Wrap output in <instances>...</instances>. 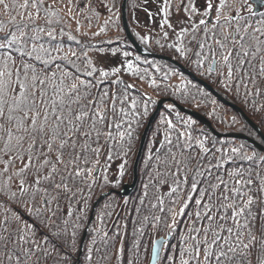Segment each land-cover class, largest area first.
<instances>
[{
    "label": "trees",
    "instance_id": "16d2710c",
    "mask_svg": "<svg viewBox=\"0 0 264 264\" xmlns=\"http://www.w3.org/2000/svg\"><path fill=\"white\" fill-rule=\"evenodd\" d=\"M6 2L11 5L12 0ZM142 2L144 0L135 2L128 0L127 3L129 27L136 41L150 53L171 58L211 86L223 99L238 106L264 135V79L257 78V84L253 85L248 82L246 76L242 84L237 76L226 80L216 72L209 74L206 69L211 63L210 59L204 62L203 67H198L195 62L198 59L196 53L200 51L198 41L203 39L204 31V26L201 25L198 31L193 32L194 27L199 25L202 19L195 15L200 13L197 11L193 13L189 9L185 11V4L178 6L171 0L170 8L173 12L171 16H175L174 18L177 16L182 22L178 29L177 23L169 22L171 26H166L168 28L161 33L150 24L137 21L136 11L142 12L140 10ZM231 2L232 0H229V3ZM122 4L123 0H44L40 11L37 23L46 31L37 43H43L45 47L52 49V55L56 60L51 66V71L59 73L55 67L59 64L60 69L72 72L79 80L90 82L93 86L89 89L91 92L89 99L94 100L107 92L104 107L107 110L108 122L103 130L110 131L114 139L109 140L105 135L101 136L98 145L93 144V147L100 149L98 156L95 153H88V163L81 161L80 165L83 169H91L90 174L85 172L82 177L76 178L75 183L70 184L73 191L76 189L80 191L72 197H68L67 194L60 197L59 208L52 217V224L61 226L59 237L53 235L56 231L54 227L44 226L43 217L38 219L34 215H29L19 200L12 201L0 193V221L5 214L11 216L12 212H16L22 220L35 226L36 234L33 239L42 249L36 253L37 257H42L39 264H150L154 243L159 238H167L168 235H171V239L165 245L159 264H180V253L192 244L190 239L186 241L185 238L190 234L196 235L191 233L193 226L203 228L207 225L206 219L201 217L198 221L195 214L202 211L197 201L201 199V194L208 184L216 183L217 176L229 181L230 172L243 170L244 178H247L249 172L252 173L253 187L259 188L257 173L264 176V153L244 140L216 138L199 121L180 112L172 103H166L149 130L138 166V183L129 196L121 194L123 185L133 182V166L141 138L160 99H171L182 107L201 114L221 134H243L263 144L260 135L238 112L201 83L182 72L178 66L140 55L125 34ZM48 6H54L58 15L46 14L43 8ZM237 7H240L239 0L234 4L232 15L236 14ZM31 11L35 15V9ZM167 11L170 12L169 9ZM225 12L227 13L228 9ZM261 12H264V9L260 10L256 17H250L248 23L258 26ZM132 13L136 15L134 18L136 22L132 20ZM241 15L249 17L246 10ZM163 17L167 19L164 13ZM0 19L5 21L9 19L2 6ZM46 20H51L52 23L47 24ZM214 23L212 20L208 27L211 28ZM8 27L12 28V25ZM137 28H140L138 34L135 33ZM182 29L188 31L180 38L179 33ZM49 30H54L55 39L47 36ZM193 35L196 37L195 40ZM181 44L186 49H191L186 57L177 51ZM30 46L29 43V48ZM57 48L60 49L59 52L56 51ZM13 55L19 65L21 59L19 53L13 52ZM104 55H118V58L124 56L126 58L124 67H117L120 71L111 74L116 67H105L95 60L96 57ZM202 55H208L207 49ZM65 56L67 59H64ZM216 58L219 59V56ZM69 61H74L75 67ZM35 63L37 68L43 69L40 62ZM128 63L133 65L132 71L128 70ZM93 68L95 71L88 76L87 72ZM226 71V68L220 69L221 73L226 74ZM102 72H108L109 75L104 77ZM225 84L228 87H225ZM113 104L115 112L112 111ZM226 114L236 121L235 127L228 126L232 121L225 120ZM189 121L191 123H188ZM115 124H119L120 127H115ZM239 125H242L243 129L239 128ZM121 132L125 134L123 139L119 135ZM169 139L172 141L171 144L168 143ZM197 140L203 142L209 149L207 154L200 148ZM214 146H219L220 150H216ZM233 148L240 151L233 153L231 151ZM172 154H175L177 161H182L179 168L171 160ZM244 155L252 156L253 160L244 159ZM217 163L220 164L219 168H210V165ZM95 167L99 169L98 178L101 175L102 177L108 175L113 180H107V184L102 183L105 186L100 185V180L97 183L92 182L91 174L93 175ZM111 169L112 172L108 171ZM116 171L118 175L115 174ZM193 183L196 184L195 190L192 189ZM174 188L177 191L173 192ZM222 188L223 186L221 190ZM12 191L18 192L15 178ZM107 193L109 195L97 205L93 224L89 227V218L95 202L101 195ZM253 195L264 200V195L260 193L254 192ZM183 204L184 208L180 209L183 213L176 225L173 223L176 216L174 212L177 207H183ZM52 207L55 209V203ZM261 208H264V203L258 207L254 206L253 210L259 214ZM6 209L10 211L6 213ZM64 220L69 222L67 233L63 232ZM97 224L101 226L109 224L106 228L109 229L108 238L107 233L101 230L94 232ZM88 227L87 238L81 249V240ZM73 231L74 237L71 236ZM200 235L202 236L203 232ZM257 235L259 236V232ZM45 237L47 243L44 242ZM43 250H47L49 254L45 256Z\"/></svg>",
    "mask_w": 264,
    "mask_h": 264
},
{
    "label": "snow or ice",
    "instance_id": "6c2138e0",
    "mask_svg": "<svg viewBox=\"0 0 264 264\" xmlns=\"http://www.w3.org/2000/svg\"><path fill=\"white\" fill-rule=\"evenodd\" d=\"M236 2L218 0L212 27H208L205 19L194 27L193 32H196L201 25L204 26L195 62L198 67H203L204 62L210 59L206 69L209 74L216 72L226 80L237 76L242 84L246 76L249 83L256 85L257 78L264 79V12L259 13L258 26H254L248 23V19L256 17L257 13L249 0H239L240 7L235 8L236 14L232 15ZM43 3L44 0H12L10 5L6 0H0V6L9 16L7 21L0 19V165H3L0 167V193L12 201L19 200L29 215L38 219L43 217L44 226L54 227L53 235L59 237L61 226L53 225L52 217L59 208L60 197L64 194L72 197L80 191H73L70 184L85 172L90 174L91 169H83L80 165L81 161L88 163V153L98 156L100 149L93 144L98 145L101 136L106 135L109 140L114 137L110 131L103 130L108 122L104 107L107 92L94 100L89 99V89L93 86L90 82L79 80L72 72L60 69L59 64L55 65L59 73L51 71L56 57L52 55V49L37 43L46 31L37 23ZM165 3L167 14V0ZM259 3L264 6V0H259ZM213 8L212 0H207L203 16L212 14ZM31 9H35V15ZM225 9H228L227 13ZM245 10L249 17L241 15ZM43 11L51 16L58 15L54 6L44 7ZM191 11H197L194 5ZM46 23L51 24L52 21L46 20ZM187 31L182 29L179 37L182 38ZM47 36L55 39L54 30L47 31ZM205 49L208 55H202ZM177 51L186 57L191 49L181 44ZM13 52L19 53V65ZM37 61L43 69L37 68ZM69 63L75 67L74 61ZM222 67L227 69L226 74L220 72ZM127 68L132 71L133 65L128 63ZM94 71L93 68L87 75L91 76ZM119 71L115 68L111 74ZM108 75V72H102V76ZM112 111L115 112L114 104ZM144 114H147L146 105ZM114 126L120 127L119 124ZM119 135L123 139L125 134L121 132ZM168 143L172 141L169 139ZM200 148L205 154L209 152L203 142H200ZM231 151L238 153L240 150L233 148ZM170 158L179 168L182 161H177L175 154ZM243 158L253 160L252 156L244 155ZM219 167V163L210 165V168ZM228 175L229 181L217 176L216 183H209L197 201L202 208L195 214L197 220L203 217L207 225L203 228L193 226L191 233L196 235L190 234L185 238L192 244L180 253V264H193V261L195 264H264V208L259 214L253 210L254 206L264 203L253 195L254 192L264 195V176L257 173L259 188H254L251 172L247 178H244L243 170ZM14 178L18 192L12 191ZM184 179L186 181L187 177ZM192 189H196L195 183ZM54 203L55 209L52 207ZM8 211L6 209V213ZM68 223L67 220L62 221L64 233L68 231ZM35 234V226L22 220L19 213L5 214L0 221V264H39L42 257H37L36 253L42 249L33 239ZM71 236H75L74 231ZM44 242L47 243V237ZM43 254L49 253L43 250ZM88 259H91V250Z\"/></svg>",
    "mask_w": 264,
    "mask_h": 264
},
{
    "label": "water",
    "instance_id": "95a60500",
    "mask_svg": "<svg viewBox=\"0 0 264 264\" xmlns=\"http://www.w3.org/2000/svg\"><path fill=\"white\" fill-rule=\"evenodd\" d=\"M127 1L128 0H123V4H122V22H123V28L126 32V36L128 38V40L130 41V43L133 45V47L135 48V50L142 56H147L150 58H157L160 60H164L167 62H170L176 66H178L180 68V70L182 72H184L185 74L189 75L193 80L201 83L203 86H205L209 91L213 92L221 101H223L226 105L231 106L236 112H238L242 118L260 135L263 144H259L256 141L250 139L249 137L243 135V134H221L219 132H217L211 125V123L201 114L195 112V111H191L188 110L184 107H182L181 105H179L177 102L171 100V99H160L156 105V109L154 111V113L152 114L151 118L148 121V124L143 132L142 138H141V142H140V146H139V150H138V154L134 163V169H133V182L131 184H127L124 186L123 188V194L124 196H128L136 187L137 183H138V166L141 160V156L146 144V140H147V136L149 133V130L152 126V124L154 123V121L156 120L159 112L161 111V109L163 108V106L166 103H172L180 112L188 114L190 116H192L194 119H196L197 121H199L201 124H203L204 126H206L209 131L216 137V138H221V137H225V138H233V139H238V140H244L247 141L248 143H250L251 145H253L255 148H257L260 152L264 153V135L261 133V131L259 130V128L246 116V114L236 105L226 101L225 99H223L216 91H214V89L207 85L205 82L201 81L199 78H197L195 75H193L190 71H188L186 68H184L183 66H181L179 63H177L176 61H173L171 58L165 57V56H161V55H157V54H153L150 53L149 51H147L145 48H143L133 37L129 26H128V22H127V16H126V7H127ZM252 4H254L255 6V11L256 13H258L264 6H261L259 3V0H251ZM211 21V19H210ZM105 197V196H103ZM99 198L98 201L95 202L94 206H93V210H92V214L90 217V222L93 219V213L97 207V205L99 204V202L102 200V198ZM89 222V223H90ZM86 238V232L84 234V237L82 239L81 242V248L83 247L84 241ZM170 236L167 237V239L165 238H159L158 240H156V242L154 243L153 249H152V255H151V260H150V264H158L161 258V254H162V249L164 247V244L166 242H168L170 240ZM157 241H159L160 243L157 244ZM79 262V259H78Z\"/></svg>",
    "mask_w": 264,
    "mask_h": 264
},
{
    "label": "rangeland",
    "instance_id": "374dc122",
    "mask_svg": "<svg viewBox=\"0 0 264 264\" xmlns=\"http://www.w3.org/2000/svg\"><path fill=\"white\" fill-rule=\"evenodd\" d=\"M133 2H135V0H132ZM175 1V3L176 4H178V6H181L182 4H185L186 5V7H185V9L187 8V9H189V10H191V6L192 5H194L195 6V8L197 9V12H199L200 14H197V15H195V17H199V18H202V19H205V20H207L208 22H210V19H211V21L213 20V21H215V11H216V7L215 6H217L218 5V0H212V3L214 4V8H213V11H212V14H210L209 16H203V12L205 11V9H206V7H207V0H173V2ZM145 2V3H144ZM144 2H142V7H141V11L142 12H137L136 11V13H137V17L138 18H136L137 19V21H140V22H143V23H145V24H150L151 26H153V27H155L156 28V30H158V31H160L161 33H163V31L166 29V28H168V27H166V26H168L169 25V22H173L174 24H176L177 23V25L178 26H176L177 27V29L180 27V24H181V20L176 16V18H174L175 16H171L172 15V10H171V8H170V2H171V0H167V9H169L170 10V12H168L167 11V14H165V7H166V3H165V0H144ZM127 3H128V1H127ZM249 3H251L252 4V2H251V0H249ZM83 6V5H82ZM253 6V8H255V6H254V4L252 5ZM233 7H234V5H233ZM225 10H227V9H225ZM135 12V11H134ZM163 13L166 15V17H167V19L166 18H164L163 17ZM178 13V12H177ZM179 14V13H178ZM180 15H182V14H180ZM126 16H127V7H126ZM133 16V17H132ZM131 17H132V20H134V18L136 17V15L134 14V13H132V15H131ZM199 18H196V19H199ZM165 21H167V22H165ZM127 22H128V16H127ZM134 22H136L135 20H134ZM184 22V21H183ZM122 24H123V22H122ZM128 26H129V22H128ZM129 29H130V27H129ZM125 31V30H124ZM131 31V30H130ZM139 31H140V28H137L136 30H135V33L136 34H138L139 33ZM138 32V33H137ZM131 33H132V31H131ZM125 34H126V32H125ZM133 35V34H132ZM134 37V36H133ZM136 40V39H135ZM118 55H112V56H109V55H104V56H101V57H99V58H97L96 57V59L95 60H97L102 66H105V67H109V68H117V67H120V68H122V67H124V65H125V61H126V58L124 57V56H121V58H118L117 57ZM97 63V62H96ZM189 76V75H188ZM223 98V97H222ZM162 110V109H161ZM192 117V116H191ZM225 120H227V121H232V124L231 125H228V126H233V127H235L236 125L235 124H237L236 123V121H234V120H232V118L230 117V115L229 114H226V116H225ZM239 128H242L243 129V127H242V125H239ZM226 134H229V133H226ZM221 138H223V137H221ZM225 138V137H224ZM219 139V138H218ZM250 139H252V138H250ZM252 140H254V139H252ZM255 141V140H254ZM196 142H198V143H200L201 141H196ZM214 148L216 149V150H220V147L219 146H214ZM263 153V152H262ZM133 169H134V166H133ZM98 171H99V169L97 168L96 169V167L93 169V171H92V173H93V175L91 174V181L92 182H95V183H97V181H101V183H100V185H102V186H105V185H103V184H107V180H113V178H109V176L108 175H106L105 177H102V175H101V177H99L98 178ZM108 171H113V169H111V170H108ZM109 173V172H108ZM95 174H97V176H95ZM115 174H119L118 173V171H116V173ZM108 176V177H107ZM114 178H115V175H114ZM133 178H134V176H133ZM91 182V183H92ZM103 183V184H102ZM125 185H127V184H125ZM125 185H123V188H124V186ZM122 188V189H123ZM123 191H121V193H122ZM107 195H109V193H107V194H103V195H101L100 196V198L101 197H103V196H107ZM123 196H124V194H122ZM129 196V195H128ZM104 199V197L102 198V200ZM99 200V199H98ZM101 200V201H102ZM100 201V202H101ZM99 202V203H100ZM97 208V207H96ZM184 208V204H183V207H177L176 208V210H175V214H176V216H175V223L174 224H176L177 225V221H178V219L179 218H181V216H182V213H183V211L181 210V212H180V209H183ZM93 210V209H92ZM95 211H96V209H95ZM95 211H94V213H93V219H92V221L90 222V218H89V227L90 226H92V224H93V221H94V214H95ZM91 214H92V211H91ZM91 214H90V217H91ZM109 226V224L108 225H104V226H101L100 224H97L95 227H94V232H95V230H96V232H99L100 230L103 232V233H107L108 231H109V229H106L107 227ZM111 226V225H110ZM89 227L87 228V230H86V238H87V232H88V229H89ZM105 228V229H104ZM110 228V227H109ZM154 229V227H152L151 228V230H153ZM106 231V232H105ZM110 236V235H109ZM168 236H170V238H171V235H168ZM167 236V237H168ZM83 237H84V235H83ZM83 237H82V239H83ZM106 237L108 238V233L106 234ZM86 238H85V240H86ZM165 239H167V238H165ZM170 241V240H169ZM168 241V242H169ZM81 242H82V240H81ZM168 242H166L165 244H164V247H163V249H162V252H163V250L165 249V245L168 243ZM84 243H85V241H84ZM83 246H84V244H83ZM154 246V245H153ZM80 247H81V244H80ZM83 248V247H82ZM81 248V249H82ZM153 249V248H152ZM151 255H152V253H151ZM162 254H161V258H160V261L159 262H161V260H162ZM79 257H80V254H79ZM79 259V258H78ZM159 264V263H158Z\"/></svg>",
    "mask_w": 264,
    "mask_h": 264
},
{
    "label": "flooded vegetation",
    "instance_id": "af4514ba",
    "mask_svg": "<svg viewBox=\"0 0 264 264\" xmlns=\"http://www.w3.org/2000/svg\"><path fill=\"white\" fill-rule=\"evenodd\" d=\"M253 5V4H252Z\"/></svg>",
    "mask_w": 264,
    "mask_h": 264
}]
</instances>
